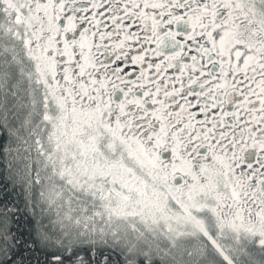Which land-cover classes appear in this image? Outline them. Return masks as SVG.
<instances>
[{
    "label": "snow or ice",
    "instance_id": "obj_1",
    "mask_svg": "<svg viewBox=\"0 0 264 264\" xmlns=\"http://www.w3.org/2000/svg\"><path fill=\"white\" fill-rule=\"evenodd\" d=\"M0 264H264V0H0Z\"/></svg>",
    "mask_w": 264,
    "mask_h": 264
}]
</instances>
